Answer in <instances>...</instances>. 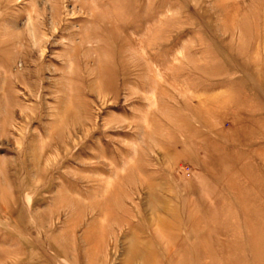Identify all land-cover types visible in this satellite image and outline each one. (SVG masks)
<instances>
[{"label":"rangeland","instance_id":"374dc122","mask_svg":"<svg viewBox=\"0 0 264 264\" xmlns=\"http://www.w3.org/2000/svg\"><path fill=\"white\" fill-rule=\"evenodd\" d=\"M0 264H264V0H0Z\"/></svg>","mask_w":264,"mask_h":264}]
</instances>
